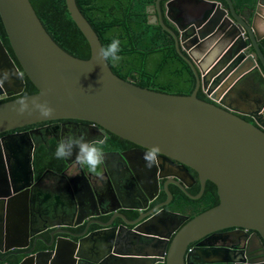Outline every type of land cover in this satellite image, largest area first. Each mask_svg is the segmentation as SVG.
<instances>
[{
	"label": "water",
	"instance_id": "95a60500",
	"mask_svg": "<svg viewBox=\"0 0 264 264\" xmlns=\"http://www.w3.org/2000/svg\"><path fill=\"white\" fill-rule=\"evenodd\" d=\"M65 4L89 45L88 58L62 49L29 0H0V21L19 65L0 39V68L23 73L0 88V99L13 97L0 102V133L46 120L89 121L146 149L158 145L160 156L176 169L159 172L158 178H173L186 191L177 181L190 176L191 168L200 190L186 194L200 197L211 181L219 201L192 217L169 211L154 224L147 219L133 228L107 227L86 235L87 228L74 234L53 223L49 241L34 237L37 231L29 233L21 214L11 229L0 224V264H264V43L257 30L264 21V0H166L163 14L176 31L165 24L160 0L154 1L160 26L195 75L190 94L156 91L117 76L97 58L101 42L75 0ZM24 75L37 91L17 96ZM252 76L256 96L246 113L254 122L223 103L232 84V89L244 86ZM199 89L212 102L199 98ZM25 96L48 101L53 114H19L17 101ZM5 139L0 147H8ZM32 167L30 157L27 170L11 172L27 181ZM120 192L127 194L125 187ZM5 195L0 193V201ZM74 200L86 204L78 194Z\"/></svg>",
	"mask_w": 264,
	"mask_h": 264
},
{
	"label": "flooded vegetation",
	"instance_id": "af4514ba",
	"mask_svg": "<svg viewBox=\"0 0 264 264\" xmlns=\"http://www.w3.org/2000/svg\"><path fill=\"white\" fill-rule=\"evenodd\" d=\"M154 1L148 8L149 19L159 23ZM165 1L160 0L163 20L168 27L176 31L163 14ZM235 7L241 8L237 3ZM0 32L2 40L5 30L1 21ZM202 93L204 100L212 102L205 92L202 91ZM223 100V103L227 105L226 97ZM237 114L254 122L253 117L248 114L240 112ZM82 132L86 133V139L90 141L108 137V142L104 146L105 165L102 177L93 176L86 168H81L76 163L75 151L72 158L63 160V164L57 169L44 167L37 170L38 168L33 165L34 153L40 148L48 149L54 144L56 149L57 143L69 134L80 135ZM4 136L9 138V141L5 139L7 148L0 147V181L3 186L0 187V193H7V195L0 201V224L11 229L22 214L29 224V233L37 231L34 237L42 236L47 241H49L50 232L54 230V227L50 226L53 223H60V227L70 229L74 234L82 233L87 228L84 234L86 235L91 231L107 227L133 228L147 219H149L148 222L153 220L154 224L159 216L167 215L168 213L165 212L169 211L192 217L194 209L190 206V201H188L189 206L183 208L181 206L183 202H179L180 198L185 199L184 196H187L194 200L201 199L207 184L206 181L200 197H189L186 192L197 195L200 190L196 171L188 168L190 176L182 174L183 182L177 181L184 186L186 190L184 191L173 182V178H158L159 172L176 170L167 159L159 156V163L149 169L145 167L142 158L148 149L126 139L121 140L123 138L100 126L96 128L95 124L89 121L46 120L0 133V139ZM30 157L31 166H33L32 177L26 181L16 175L13 176L11 171L14 169L15 171L27 170ZM159 167H161L160 170ZM27 182L29 183L27 186L17 191L13 190L14 187L19 188ZM165 184L171 192L169 199L164 191ZM122 187L127 190L125 196L120 192ZM75 194H78L81 202L86 204L77 205L74 200ZM166 201L168 202L164 203ZM140 217L141 219L133 225L126 222V220L134 221ZM106 222L110 224L107 226L100 224ZM68 223L72 226H65ZM75 223L78 224L74 225ZM44 227L46 228L43 229ZM228 230L231 229L226 231Z\"/></svg>",
	"mask_w": 264,
	"mask_h": 264
},
{
	"label": "trees",
	"instance_id": "16d2710c",
	"mask_svg": "<svg viewBox=\"0 0 264 264\" xmlns=\"http://www.w3.org/2000/svg\"><path fill=\"white\" fill-rule=\"evenodd\" d=\"M29 1L48 34L62 49L79 58L89 57V45L71 19L65 0ZM75 2L98 35L102 47L111 42L108 37L121 41L122 50L119 53L121 61L115 65L108 62L117 76L123 79L130 78L134 84L156 91L175 94L192 92L195 75L191 67L177 52L172 36L158 22L154 23L149 19L148 8L153 0H75ZM2 41L18 65L6 33ZM24 84V90L17 96L37 91L25 75ZM197 96L204 99L200 89ZM11 98L13 97L0 99V102ZM54 148L53 144L48 149L42 147L34 153L33 165L38 168L37 170L44 167L57 169L63 164V160L55 158ZM215 188L211 181H207L201 199L194 200L184 196L185 199L180 198L179 202H183L181 206L184 208L189 206L190 201V206L194 209L191 215L193 216L218 203Z\"/></svg>",
	"mask_w": 264,
	"mask_h": 264
},
{
	"label": "clouds",
	"instance_id": "9594fccd",
	"mask_svg": "<svg viewBox=\"0 0 264 264\" xmlns=\"http://www.w3.org/2000/svg\"><path fill=\"white\" fill-rule=\"evenodd\" d=\"M110 38V43L106 47H101L97 53V58L105 64L111 62L113 65L118 64L122 57L121 41L118 38ZM23 73L13 72L9 69L0 68V88L5 84L11 85L14 79H20ZM17 112L21 115L25 113L31 114L33 111L38 112L42 117H49L53 114L54 109L49 105L48 101H38L34 98L30 99L25 96L17 101ZM108 142V137H104L98 141H90L86 139V133L80 135L75 133L69 134L64 139L57 143L55 150V158L58 160H69L72 158L75 151L76 163L81 168H86L88 173L102 177L103 167L105 165L104 146ZM160 147L158 145L149 148L143 155L145 167L151 168L159 163Z\"/></svg>",
	"mask_w": 264,
	"mask_h": 264
},
{
	"label": "crops",
	"instance_id": "0c3cea01",
	"mask_svg": "<svg viewBox=\"0 0 264 264\" xmlns=\"http://www.w3.org/2000/svg\"><path fill=\"white\" fill-rule=\"evenodd\" d=\"M237 5L241 8H238L239 10H242L243 5L241 3H237ZM258 26V32L261 36V40L264 43V21L259 20L257 23ZM262 73L263 69L260 68ZM254 76L247 79V82L244 86L238 85L237 88L233 87L234 84L225 92L224 97L227 99V105L231 107L234 110H237L240 113L247 114V111H250L253 108V102L254 97L256 96V93L252 91V87L255 85L256 81L253 78Z\"/></svg>",
	"mask_w": 264,
	"mask_h": 264
}]
</instances>
